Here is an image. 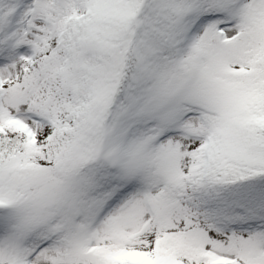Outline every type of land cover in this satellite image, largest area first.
<instances>
[{"label": "snow or ice", "instance_id": "obj_1", "mask_svg": "<svg viewBox=\"0 0 264 264\" xmlns=\"http://www.w3.org/2000/svg\"><path fill=\"white\" fill-rule=\"evenodd\" d=\"M0 264H264V0H0Z\"/></svg>", "mask_w": 264, "mask_h": 264}]
</instances>
